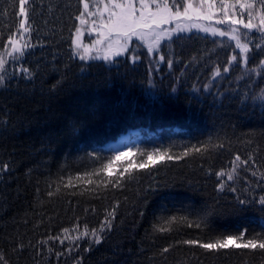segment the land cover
Segmentation results:
<instances>
[{
  "label": "trees",
  "instance_id": "obj_1",
  "mask_svg": "<svg viewBox=\"0 0 264 264\" xmlns=\"http://www.w3.org/2000/svg\"><path fill=\"white\" fill-rule=\"evenodd\" d=\"M250 2L236 14L255 28L135 42L108 64L73 53L82 0H28L29 45L0 73V264H264L259 246L201 247L264 242V4ZM19 7L0 0V56Z\"/></svg>",
  "mask_w": 264,
  "mask_h": 264
},
{
  "label": "rangeland",
  "instance_id": "obj_2",
  "mask_svg": "<svg viewBox=\"0 0 264 264\" xmlns=\"http://www.w3.org/2000/svg\"><path fill=\"white\" fill-rule=\"evenodd\" d=\"M83 1V13L79 18V33L77 31L73 37V53L77 59L84 60L87 62L102 60L106 63H113L116 58L125 57L128 51L121 52L119 55H115L119 51V45L117 40L119 37L115 32L109 34L108 28L105 25L110 23V15L113 12L119 13L122 11L121 8L116 7V4H124L126 0H82ZM147 8L144 9L145 13H155V18L159 20L162 17H167L168 22L164 24L154 25L152 29H138V31L143 33V38L138 39L133 37L132 41L129 43V48L132 44L137 42L142 44L147 49L149 46L152 47L153 51H159L161 44L170 39L172 36L182 33L191 32H202L213 34V29L219 31H225L231 27V20H225L222 25L228 26L227 28H222V26L216 25L221 24L218 21L223 20L225 17V12L222 9L221 2H216L211 8V18L205 19L204 15L209 14V4L201 3V0H145ZM85 3H87L88 8L85 9ZM191 4V8L188 9V15H185V9ZM133 6L140 10L141 4L140 0H133ZM241 7L240 4L229 3L228 16L232 19L242 20L238 18L236 10ZM195 10V11H194ZM241 10V9H240ZM179 12V17L176 13ZM139 11L136 15L139 16ZM22 15V14H21ZM111 19H115L114 16ZM83 20V23L81 22ZM23 23V27L21 24ZM209 29L204 31V29ZM27 29V31H25ZM157 34H160L159 43L156 42ZM215 34V35H216ZM29 28L27 27V21L24 15H22V20L19 26V30L14 38L10 39L8 46L6 47L4 53L0 56V59L4 61L3 68H0V73L7 74L11 72L14 62L19 58L21 53L29 45ZM13 43L20 48V52L14 51ZM111 45V47H109ZM84 56L85 59L80 57ZM107 56L108 59L103 57ZM132 63L138 62L139 59L135 57H130ZM135 132V131H133ZM132 135L121 136L117 141L112 142L109 146L121 153H126L127 145L132 141Z\"/></svg>",
  "mask_w": 264,
  "mask_h": 264
},
{
  "label": "snow or ice",
  "instance_id": "obj_3",
  "mask_svg": "<svg viewBox=\"0 0 264 264\" xmlns=\"http://www.w3.org/2000/svg\"><path fill=\"white\" fill-rule=\"evenodd\" d=\"M115 2V0H113ZM261 4H264V0H260ZM28 3V0H19V11L22 15L27 18V10L25 8V5ZM201 3H208L209 4V14L204 15L203 18L210 19L211 18V8L215 4V0H201ZM237 4H240L241 8H249L251 9L253 7V4L250 2V0H236ZM141 9L138 10L133 6V0H126V3L124 4H116V7H119L122 9L121 12L116 13L113 12L110 15V23L108 25H105V27L108 28L109 34L112 32H115L119 39L117 40V44L119 45V51L115 53V55L121 54V52L128 51L129 43L132 41L133 37H136L138 39L143 38V33L138 31V29H152L154 25L158 26L159 24H164L168 22L167 17H162L159 20L155 18V13H148L146 14L144 9L147 8V4L145 0H140ZM222 9L225 12V17L223 20L218 21V23H224L225 20H231L232 24L241 23L243 24V27L245 29H252L255 28L256 25L251 22V19H249L248 23H244L243 20H236L232 19L228 16V7H229V0H221ZM88 8L87 3H85V9ZM191 8V4H189L188 8L185 9V15H188V9ZM137 11H139V16L136 15ZM195 11V10H194ZM180 13L177 12L176 16L179 17ZM114 16L115 19H111V17ZM80 18V17H78ZM83 23V20L81 21ZM261 24L264 25V16L261 17ZM23 23L21 24V27H23ZM209 29L205 28L204 31H208ZM27 31V29H25ZM213 34H216L218 30L213 29ZM235 31V29H233ZM77 33H79V29H77ZM226 33L223 31H219V35L224 36ZM237 40V47L240 48L242 51L247 52L248 51V45L247 43L241 44L239 37H235ZM160 40V34H157L156 42L159 43ZM111 47V45H109ZM13 49L14 51L20 52V48L16 46L15 43H13ZM149 52L153 51L152 47L149 46ZM23 54V53H21ZM81 59H85L84 56L80 57ZM104 59H108L107 56L103 57ZM163 59V57H161ZM233 60L236 59V56L232 57ZM4 61L0 59V68H3ZM228 69L226 68L225 71ZM27 71V70H25ZM199 151V149H196ZM131 152V149H129V153ZM129 153L121 152L119 156H125ZM187 154V153H185ZM161 158H163L164 154H160ZM119 156L116 157V159H119ZM171 158V157H169ZM148 159L151 161L153 159V155L150 153L148 154ZM239 160V156L236 158ZM245 163H247L245 161ZM144 165L142 164L141 167ZM7 167L6 165L4 166ZM110 167V165L106 166ZM223 173H221L222 175ZM228 179H232V176L229 175ZM223 185H221V188ZM241 204H244L245 201L241 200ZM261 203L264 204V198L261 199ZM176 220L175 217H173L169 223ZM199 226V224H197ZM262 228H264V224L261 225ZM67 231V229L65 230ZM245 235L244 231L240 232L239 236H233V235H227L224 239H217L215 242H209V243H203L201 244V247L208 249V250H219V249H227L230 246L236 247V248H256L259 246L260 249H264V242H259L257 244V241L255 239H249L245 243H237L238 240H241ZM97 243H99V239L96 240ZM186 243H195V241H186ZM168 249H165L167 251ZM2 259V257H0Z\"/></svg>",
  "mask_w": 264,
  "mask_h": 264
}]
</instances>
